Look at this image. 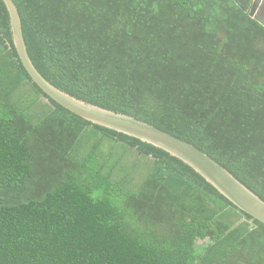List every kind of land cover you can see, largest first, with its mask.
Listing matches in <instances>:
<instances>
[{"label":"trees","instance_id":"trees-1","mask_svg":"<svg viewBox=\"0 0 264 264\" xmlns=\"http://www.w3.org/2000/svg\"><path fill=\"white\" fill-rule=\"evenodd\" d=\"M254 1L14 0L53 85L192 143L264 200ZM0 264H264V223L178 157L49 97L0 0Z\"/></svg>","mask_w":264,"mask_h":264},{"label":"water","instance_id":"water-1","mask_svg":"<svg viewBox=\"0 0 264 264\" xmlns=\"http://www.w3.org/2000/svg\"><path fill=\"white\" fill-rule=\"evenodd\" d=\"M10 15L13 41L18 55L33 81L56 102L71 112L102 126L139 138L183 160L240 209L264 223V200L237 179L227 168L192 143L137 119L79 99L47 80L34 65L25 43L22 21L14 0H3ZM258 9L254 1L250 15L264 24V0Z\"/></svg>","mask_w":264,"mask_h":264},{"label":"rangeland","instance_id":"rangeland-1","mask_svg":"<svg viewBox=\"0 0 264 264\" xmlns=\"http://www.w3.org/2000/svg\"><path fill=\"white\" fill-rule=\"evenodd\" d=\"M259 5H261V0L258 2ZM205 243V241H199V244Z\"/></svg>","mask_w":264,"mask_h":264},{"label":"flooded vegetation","instance_id":"flooded-vegetation-1","mask_svg":"<svg viewBox=\"0 0 264 264\" xmlns=\"http://www.w3.org/2000/svg\"><path fill=\"white\" fill-rule=\"evenodd\" d=\"M260 0H257V5H258V9L261 7V5H262V2H261V5H259L258 4V2H259ZM262 1V0H261Z\"/></svg>","mask_w":264,"mask_h":264}]
</instances>
